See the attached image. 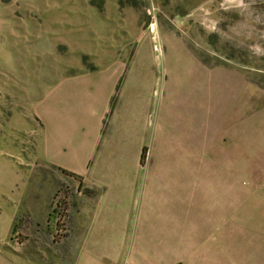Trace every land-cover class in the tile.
Returning <instances> with one entry per match:
<instances>
[{"label": "rangeland", "instance_id": "374dc122", "mask_svg": "<svg viewBox=\"0 0 264 264\" xmlns=\"http://www.w3.org/2000/svg\"><path fill=\"white\" fill-rule=\"evenodd\" d=\"M109 68L120 75L112 111L123 87H139L144 93L126 110L140 133L150 130L140 161L119 165L137 164L143 181L149 171L196 174L214 165L264 198V0H0V96L9 97L13 117L12 129L0 123V149L11 152L14 186L35 193L28 211L15 217L12 236L0 242L19 264L77 260L71 253L82 242L75 240L71 204L83 187L104 188L89 170L118 166L95 156L80 178L40 164L34 125L28 130L22 120L26 99L39 83ZM124 110L119 105L117 115ZM166 123L186 125L171 147L163 142L170 137ZM151 131L163 141L151 145Z\"/></svg>", "mask_w": 264, "mask_h": 264}, {"label": "crops", "instance_id": "0c3cea01", "mask_svg": "<svg viewBox=\"0 0 264 264\" xmlns=\"http://www.w3.org/2000/svg\"><path fill=\"white\" fill-rule=\"evenodd\" d=\"M95 74L63 75L52 84L39 83L35 94L26 99V115H22L28 130L30 124L36 130L35 160L80 178L91 172L103 182L104 188L97 191L79 189L71 204L75 240L82 244L71 253L77 260L68 264H264L261 192L239 185L235 175L214 165L196 174L150 175L149 171L145 181L137 164L131 169L119 165L138 163L150 134L148 127L140 133L131 116L133 110H126L136 94L144 92L139 87H123L114 112L120 75L112 68ZM141 97L148 107L145 94ZM8 99L0 96V123L5 129L13 118L6 109ZM119 105L125 107L120 116L116 112ZM200 119L195 114V120ZM166 124L170 137L157 138V127L151 131V145L162 140L171 147L183 140L186 125L176 130L175 124ZM122 129L126 134H120ZM127 132L132 136L129 142ZM202 134L203 129H198L200 139ZM11 157V152L0 149V242L12 236L15 217L28 211L29 197L35 194L33 187L14 186ZM93 157L118 166L88 172ZM0 264L19 262L0 251Z\"/></svg>", "mask_w": 264, "mask_h": 264}]
</instances>
